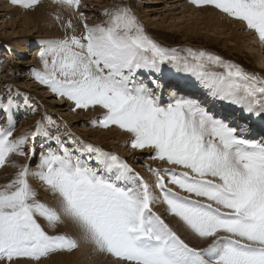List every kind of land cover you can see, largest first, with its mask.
I'll return each mask as SVG.
<instances>
[{
	"label": "snow or ice",
	"instance_id": "snow-or-ice-1",
	"mask_svg": "<svg viewBox=\"0 0 264 264\" xmlns=\"http://www.w3.org/2000/svg\"><path fill=\"white\" fill-rule=\"evenodd\" d=\"M11 2L34 9L41 0ZM53 3L79 10L81 0ZM190 3L242 23L264 44V0ZM102 14L105 20L89 25L78 12L82 34H75L69 20L65 27L72 34L41 41L37 56L43 70H33V76L69 101L73 112L99 107L102 115L91 121L93 127L115 126L131 137L132 149L151 150L149 159L175 167L146 165L154 177L150 184L125 159L79 140L67 125L63 133L57 125L53 134L50 119L47 126L37 120L34 130L14 136L16 105L11 95L7 102L0 98V112L7 114L6 126H0V168L16 169L0 184V264H40L52 254L78 250L81 242L118 264H264V141L246 138L247 127L230 122L234 115L217 118L201 101L175 92L164 104L154 90L163 86L162 66L170 65L195 77L208 96L264 120V76L202 49L161 46L127 4H114ZM142 71L161 75L148 87L137 82ZM39 137L56 147L39 153L35 170L10 159L32 161ZM30 178L55 198V206L38 198ZM156 204L165 206L163 213L153 211ZM41 219L53 231L70 224L78 238L49 234ZM181 230L206 246L186 242Z\"/></svg>",
	"mask_w": 264,
	"mask_h": 264
},
{
	"label": "rangeland",
	"instance_id": "rangeland-1",
	"mask_svg": "<svg viewBox=\"0 0 264 264\" xmlns=\"http://www.w3.org/2000/svg\"><path fill=\"white\" fill-rule=\"evenodd\" d=\"M118 3L129 5L143 23L146 32L161 46L179 50L185 48H192L194 50L202 49L219 55L226 61L238 64L248 72L264 76V66H260V63H262L261 55L264 44H261L262 48L258 49L261 42L257 36L255 35L257 42H255L254 39H248L249 36H254L253 34L243 36L238 43H235L233 39H228L227 34L232 33L235 27H237L238 31L241 29V25H237L236 23L231 24L232 19L228 17L224 21L218 22L221 25L217 27L218 31L220 30L219 32L216 31V33H214L208 29V27H204L203 21L208 24L210 12H218L211 6L202 8L193 7L190 0H81L79 10L74 9L73 14L78 16V12H83L86 17V22L89 25H93L101 23L106 19L102 14L104 9L111 8L114 4ZM56 5L57 4L53 3V0H41L40 5L34 9H26L21 5L13 4L11 0H0V98H2L4 102H7L9 95H11L16 105L15 108H18V113L15 108L12 109V119L16 122L14 136L22 134L25 131L34 130V125L37 120H43L47 126L48 119H50L54 122L50 128L53 134L56 132L57 125L60 126L61 133L64 132L63 126L67 125V130L71 132L74 137L87 143L98 145V147L103 150L109 148L107 149L109 152H113L125 159L136 172L148 180L150 184L153 183V174L148 170L146 165L160 169L175 166L168 165L163 161L149 159L152 152L148 149H145L146 151H139L140 149H138L133 155H127V151L130 148L127 141H125L124 150L121 152L120 150L122 149L119 148L118 145L112 143V139L118 141V139H116L117 136L114 134L108 138H101L98 140L94 136V133L91 134V132L92 130L101 131V129L93 127L91 121L102 115V110L99 113H95V110H91V112L79 110L73 112L69 101L65 100L64 105L56 103L59 102V98L53 93V97H44V94L39 93L40 91H38V89H35L32 85L29 86L30 82H32L30 78L33 77V70H43L42 64L37 56V53L42 47L41 41L62 39L66 34L51 33L52 25L47 20L50 16H54V18L58 17V13L53 10ZM16 10L20 12V16L23 14L21 10H33V13L36 12L38 15L36 21L38 25L30 24L28 27H22L19 23H12L11 18L16 14ZM193 11L198 15H194ZM216 14H219V12ZM45 20L47 21L46 23ZM194 21L198 22L196 29L190 27ZM231 25L232 27H229ZM38 26L41 27L40 30ZM189 27L192 29L191 31L188 30ZM75 34L80 35L82 32L78 30ZM26 45L27 47H25ZM180 55H185V53L180 51ZM162 69L164 80L161 79V81L163 82L169 78L173 79L171 77L178 75L187 79H195L190 73L177 72L170 65H163ZM210 70L217 72L222 71L220 68H212ZM146 73L148 74L150 72L142 71L139 73L137 82H142L148 87H153L151 83L153 78L149 80L148 77H145ZM152 74L154 76L156 73ZM41 86H43V89L49 90L46 86ZM154 90L160 97L161 102L166 104L169 97L166 95L169 93L166 92V94L164 93L165 95H162L161 89ZM175 93L183 96L178 92ZM25 101H27V104ZM223 103L225 105H231L227 101ZM234 106L235 105H233V108ZM235 108H238V106H235ZM32 109H35V111ZM246 115L248 116V114ZM255 118L264 124V120L256 116ZM75 119H77V121H74ZM26 120H29L31 125L30 129L21 130V124L22 122H26ZM243 123H245L244 120L241 121V124ZM6 124L7 114L0 112V126H6ZM252 130L255 129L252 128ZM255 135H259L258 130L255 131L249 139L257 140L254 138ZM64 139L67 141L68 147H75V145L71 143V137L65 136ZM257 141L264 140L258 139ZM30 146L31 142L29 145H26V148ZM48 146L53 148L56 147L54 142L48 141L47 138L39 137L35 141L37 155L32 161H29L28 157H19L15 155L10 157V159L18 164H30L33 169L39 161V153L42 150H46ZM129 152L131 153V151ZM124 153L127 156L124 157ZM177 170L179 171L180 169L177 168ZM15 171L16 169L12 167L0 168V184L7 183L13 177ZM30 180L33 186L38 190V198L49 206H55V198L44 189L42 184H39V181L34 178H30ZM168 187L178 191L180 195H186L179 189H176L175 186L168 185ZM156 206L159 208L162 207V210H160V212L158 211V213H163L165 206L156 204L154 208ZM165 219L166 222L170 223V226H173L172 217L166 216ZM40 222L42 226H45V229L49 231V234H67L72 236L65 224L53 231L47 228L46 223L42 219ZM182 238L184 237L182 236ZM19 264H35V262L22 260ZM40 264H118V262L115 258L107 254L96 252L91 245L81 243V247L78 250L72 253L61 252L52 254L47 258H42Z\"/></svg>",
	"mask_w": 264,
	"mask_h": 264
},
{
	"label": "bare ground",
	"instance_id": "bare-ground-1",
	"mask_svg": "<svg viewBox=\"0 0 264 264\" xmlns=\"http://www.w3.org/2000/svg\"><path fill=\"white\" fill-rule=\"evenodd\" d=\"M192 6L194 7V5H192ZM53 10L58 13L59 19H57V17H55L56 18L55 19L54 16L48 17V20L46 19L52 25L51 33H56V34H58V33H67V34L72 33L71 29H66V27H65V25L67 24V22L69 20H71V22H72V24H73V26H74L76 31L80 30L83 33V23L84 22H82L78 18L77 15L73 14L74 9L67 8V7H64V6H61V5L57 4L53 8ZM16 11H17V12H15L16 14L14 16H12V18H11L12 21L10 20L12 23H15V22H16V24L19 23V25L22 26V27H25V26L28 27L30 24H34L36 26L38 25L37 22H36L38 15L36 14V12L33 13V10H31V11L30 10H21V12L23 13L22 16H20V12L18 10H16ZM212 11H214V10H212ZM218 12H215V13L210 12V17H209L208 24L204 23V21H203L204 27H208V29H210L214 33H216V31L217 32L220 31V30L218 31V29H217V27L220 25L218 22H221V21H224L225 19H227V17L223 16L224 14H222L220 12H219V14H216ZM193 14L194 15H198L195 11H193ZM216 15H218V16H216ZM46 20H45V23L47 22ZM235 23L237 25H241V29L238 31L237 27H235V29L233 30L232 33H228L227 34L228 35L227 36L228 39H233L235 43H238V41H240L243 36L253 34L254 36H252V37L249 36L248 39H254L255 42H257V39H255L256 36H255V34L253 32L246 30L242 23L234 21V20H231V24H235ZM197 24H198V22L194 21L193 24L190 27L192 29H196ZM190 27L188 28V30L191 31L192 29ZM229 27H232V25L229 26ZM38 29L40 30L41 27L38 26ZM27 45L25 47H27ZM260 48H262L261 43L258 46V49H260ZM263 54H264V48H262V55H261L262 63H260L261 67L264 66V55ZM158 76H160V74H155L154 76H153L152 73H148V74L146 73L145 74V77H148L149 80H150V78H157ZM30 79H32V82H30L29 86L32 85L35 89H38V91H40L39 93L44 94V97H53L54 96L50 90L43 89V86H41L40 83H38L35 80L34 76L32 78H30ZM161 83L163 85L162 88H161V94L162 95H165L166 92H167V93H169L168 95H166L168 97L173 92H179V90H176V88H178L179 86H184L185 90L192 91L193 99L201 101L203 103V105L208 110H210L217 118H220V117H218L220 113L226 111L228 113H231L229 115V117H231L232 115H235V118H236L235 121H230V122H233L235 124H241V121H240L241 118L247 116L246 114L241 115V110L239 109V107L235 108V106H234V108H233V105H228V104L225 105L223 103L224 101H221V100H218V99H215V98H212V97L208 96L207 90L204 89L196 79H187V78H184L181 75H178V76L173 77V79L169 78L165 82L161 81ZM58 100H59V102H56V103H60L62 105L65 104V100L66 99L59 98ZM17 109L18 108H15V110L18 113ZM91 110H93V109H89L87 111L91 112ZM79 111H85V110H79ZM100 111H101V109L99 107H97L94 112L95 113H99ZM217 113H219V114L217 115ZM246 120H248L250 124L254 125L253 129L256 128L258 131L261 130L262 131L261 134H264V124H262L260 121H258L255 118V116H251L250 118L247 117ZM74 121H77V119H75ZM257 122H259V123H257ZM21 125H22V129L21 130H28V129H30V126H31L30 123H29V120H26V122H22ZM247 125L248 124H245V126L248 129L247 133H246V138L249 139L250 135H252L254 133V130H251V128H250L251 125H249V128H248ZM84 131H86V130H84ZM93 133H94V136L98 140L101 139V138L102 139L108 138V137H110L113 134L116 135L118 137V138L116 137V139H118V141H115L114 139H112V143L115 144V145H118V147L122 149V150H120L121 152L124 150L125 141H129L130 138H131L127 134L121 132L115 126H113L110 129H107V130H105V129H101V131L92 130L91 134H93ZM261 134H259V136H258L259 139L260 138H262V139L264 138V137H262ZM256 139H258V138H256ZM92 143H93V140H92ZM115 145H113V146H115ZM103 147H105V146H103ZM129 147H130L129 150L127 149L128 150L127 151V155L131 156L136 151H138V149H132L131 146H129ZM107 149H109V148H106L105 150H107ZM129 151H131V153ZM139 151H141V150H139ZM127 155L124 153V157L127 156ZM138 167H140V166H138ZM33 170H35V168H33ZM39 184H40V182H39ZM171 186H173V185H171ZM192 198H195V197H192ZM153 210L156 211V212H158V211L160 212V210H162V207L159 208V207L156 206ZM65 225H66V228L69 230V232L72 234V236L78 238V233H77L76 229L73 226H71L70 224H65ZM172 227H174V228L177 227V224H176L175 220H173V226ZM180 234L186 239V242L190 243L193 246H200V247H205L206 246V242L201 241V240H199L198 238H196L194 236L186 235L183 230H181ZM81 243H83V242H81Z\"/></svg>",
	"mask_w": 264,
	"mask_h": 264
}]
</instances>
